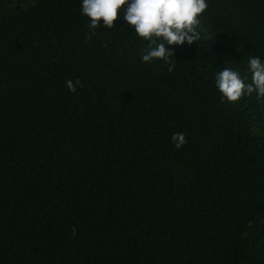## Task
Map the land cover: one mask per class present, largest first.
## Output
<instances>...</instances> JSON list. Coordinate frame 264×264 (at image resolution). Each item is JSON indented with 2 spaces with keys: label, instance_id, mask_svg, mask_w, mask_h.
<instances>
[{
  "label": "trees",
  "instance_id": "trees-1",
  "mask_svg": "<svg viewBox=\"0 0 264 264\" xmlns=\"http://www.w3.org/2000/svg\"><path fill=\"white\" fill-rule=\"evenodd\" d=\"M198 15L169 72L119 14L0 0V264H264V96L214 80L264 60V0Z\"/></svg>",
  "mask_w": 264,
  "mask_h": 264
},
{
  "label": "clouds",
  "instance_id": "clouds-1",
  "mask_svg": "<svg viewBox=\"0 0 264 264\" xmlns=\"http://www.w3.org/2000/svg\"><path fill=\"white\" fill-rule=\"evenodd\" d=\"M207 7L208 0H80V12L87 16L91 34L98 26L111 28L119 14L144 42L139 50L140 60H161L168 65L169 72L175 66L174 51L169 46L201 39L203 29L198 14ZM247 70L250 80L230 67L215 73V86L222 98L235 101L253 91L257 98L264 96V60L250 56ZM79 84V79L75 83L66 81L69 91H75ZM171 139L177 148L186 142L183 132H174Z\"/></svg>",
  "mask_w": 264,
  "mask_h": 264
}]
</instances>
